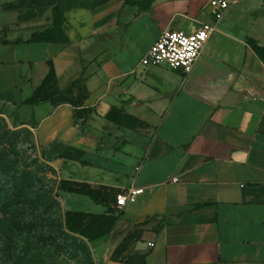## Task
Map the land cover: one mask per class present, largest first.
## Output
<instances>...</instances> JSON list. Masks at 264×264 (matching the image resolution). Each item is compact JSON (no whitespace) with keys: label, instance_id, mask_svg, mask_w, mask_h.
Listing matches in <instances>:
<instances>
[{"label":"crops","instance_id":"0c3cea01","mask_svg":"<svg viewBox=\"0 0 264 264\" xmlns=\"http://www.w3.org/2000/svg\"><path fill=\"white\" fill-rule=\"evenodd\" d=\"M13 2L0 0V115L17 111L49 62L61 86L84 71L93 118L81 125L69 105L33 108L44 112L39 143L75 150L86 163L54 161L61 180L118 196L145 189L120 210L113 195L104 205L87 197L102 212L83 213L120 216L94 243L73 235L94 264H128L111 257L140 224L127 255L145 264H264V0L232 7L189 74L142 60L165 31L213 23L209 0H60V41L45 43L28 41L52 27V8L44 22L29 16L20 27L6 10ZM111 109L145 128L106 122Z\"/></svg>","mask_w":264,"mask_h":264},{"label":"rangeland","instance_id":"374dc122","mask_svg":"<svg viewBox=\"0 0 264 264\" xmlns=\"http://www.w3.org/2000/svg\"><path fill=\"white\" fill-rule=\"evenodd\" d=\"M10 5L6 10L17 14L19 26L28 24L29 0ZM49 13L50 8L37 12L38 22ZM8 116L0 115V264H94L90 247L64 228V203L71 211L102 208L87 197L59 192L61 164L48 159L61 148L40 144L36 134L44 112L25 107L17 127Z\"/></svg>","mask_w":264,"mask_h":264},{"label":"trees","instance_id":"16d2710c","mask_svg":"<svg viewBox=\"0 0 264 264\" xmlns=\"http://www.w3.org/2000/svg\"><path fill=\"white\" fill-rule=\"evenodd\" d=\"M60 0H29L31 5V11L29 16L32 18L37 15V12L43 11L47 8H52V27L43 31L34 33L29 43H45V42H59L58 38L59 27L62 22V17L59 12ZM14 8V6H11ZM35 13V14H34ZM0 43L7 44L6 41L0 40ZM49 72L43 79L39 87H37L32 94L16 105L17 111L21 107L36 108L45 105H49L55 109L61 105H69L74 110V121L77 124L86 125L94 116L92 109L84 108L85 102L89 98V92L87 89V77L83 71L81 75L66 84L61 86L60 80L56 75L52 62L48 63ZM17 111L8 117L16 121L14 127L20 126L19 117ZM105 121L113 124L117 127H124L129 130L136 131L138 128H145V126L138 120L126 115L125 113L111 109L104 117ZM56 160H69L79 164H86L81 160L79 152L72 149H65L61 152L54 153L49 159V162ZM58 190L62 193H68L73 195H82L88 197L96 204L104 205L106 202L112 201L113 195L115 204L117 202V196L114 192L106 194L101 193L99 190H93L88 185L77 184L69 181L60 180L58 184ZM120 219L119 214L108 209L106 213L101 215L87 214L77 211H65L63 214V224L65 230L76 236H80L86 239L89 243H94L104 237L109 236L116 224ZM145 224L136 225L132 231H130L123 239L122 243L117 247L111 259L113 261H125L128 264H145V258L129 257L128 251L134 243H136L141 236V227Z\"/></svg>","mask_w":264,"mask_h":264},{"label":"built area","instance_id":"2783aa9c","mask_svg":"<svg viewBox=\"0 0 264 264\" xmlns=\"http://www.w3.org/2000/svg\"><path fill=\"white\" fill-rule=\"evenodd\" d=\"M243 1L246 0H209L214 19L213 23L203 24L192 33L165 31L143 58L142 65L145 67L165 65L169 69L180 70L185 74H189L225 14ZM144 192L145 189L143 188H129L125 193L117 196V209L120 210L127 204L134 203Z\"/></svg>","mask_w":264,"mask_h":264}]
</instances>
